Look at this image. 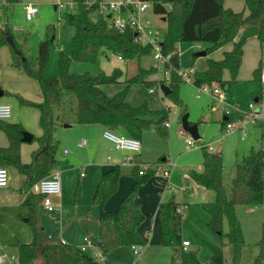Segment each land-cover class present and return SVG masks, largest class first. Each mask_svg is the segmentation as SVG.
I'll use <instances>...</instances> for the list:
<instances>
[{
    "label": "trees",
    "instance_id": "16d2710c",
    "mask_svg": "<svg viewBox=\"0 0 264 264\" xmlns=\"http://www.w3.org/2000/svg\"><path fill=\"white\" fill-rule=\"evenodd\" d=\"M3 1L7 8L19 0ZM73 1L76 3V9L66 13L64 21L73 26L71 40L76 46L69 53L59 52L56 76H46L44 73L51 50L52 26L48 25L46 38L37 43L35 56L24 53L8 25L0 27V45H9L14 65L36 83L42 94V100L38 103L17 96L20 104H30L39 111L42 133L35 138L38 146L31 152L30 162L25 163L20 159V144L23 142L25 132L21 124L0 119V130L8 139L6 147L0 146V166H14L24 176L21 187L24 194L22 203L29 213L27 222L30 224L32 234L30 242L19 240L15 242L18 264H102L89 253V249L82 250L78 245L47 239L37 225L36 211L42 197L33 194L30 188L35 181L47 176L58 164L56 159L58 141L54 139L52 130L55 121H60L64 115L63 90L71 92L75 97L74 120L78 124H101L114 132H121L139 140L145 131L155 129L160 138L166 139L167 125L157 110L149 108L146 101L132 105L126 100L127 88L131 83L140 82L150 88L167 85L169 92L166 95L181 106L183 116L186 109L178 97V85L183 80L178 73L180 42L201 43L208 55L206 68L193 73V83L196 86L203 83L218 85L225 89L227 95L241 65L242 46L245 41L244 39L238 42L241 30L248 25H256L258 27L256 36L260 45L264 47V0H245L247 14H244L243 10L235 11L224 6L223 0H148L154 14L165 16L166 28L161 36L160 45L162 53L169 55L168 61L163 64V69L168 72L167 84L164 79L146 78L155 71L154 67L144 68L138 65L136 72L125 78V87L108 95L102 90L101 85L117 82L122 74L120 68H113L109 74L104 71L96 74L74 73L69 71L70 61L96 63L106 50L120 55L123 59H139L151 53V46L136 40L130 27L124 32L111 27L109 21L98 12V5L102 0ZM229 43L232 47L223 52L222 58L214 59L209 56L214 50ZM224 71L228 72L227 79L222 76ZM260 73V68H255L254 78L258 79ZM259 99L260 96L257 97V100ZM226 116V119H220L222 126L233 118L231 115ZM200 147L202 169L199 171L192 168L188 171V176L195 184L214 192L211 201L198 204L208 215L206 226L209 232L214 234L220 243H204L211 251V256L205 263L199 260L196 250L184 248L181 235L183 213L182 210L178 211L181 203L171 192L158 204L160 243L171 249L173 264H225L222 249V245L225 244L222 240L225 239L226 244L230 246L229 264H238L245 240L235 207L262 203L264 137L261 138L257 149L236 156L234 176L229 187L223 179L222 156L209 150L205 144H200ZM163 161L164 159L160 157L144 168L139 163L134 164L130 171L133 179L131 187L114 209H105L104 205L118 189L122 175L120 166L116 164L99 176L94 188L93 203L99 208L96 218L99 237L95 243L102 252L106 253L120 246L144 243L137 231L138 226L144 221V214L136 200L137 191L141 184L156 173L157 165ZM224 219L228 224L226 232L223 230ZM257 246L258 251L252 264H264V222L260 226Z\"/></svg>",
    "mask_w": 264,
    "mask_h": 264
},
{
    "label": "rangeland",
    "instance_id": "374dc122",
    "mask_svg": "<svg viewBox=\"0 0 264 264\" xmlns=\"http://www.w3.org/2000/svg\"><path fill=\"white\" fill-rule=\"evenodd\" d=\"M72 1L19 0L10 4L7 8L5 7L6 4H0V26L8 25L14 38L21 44L24 53L28 56H35L37 43L46 38L48 25L52 26L51 50L44 72L46 76H56L58 74L59 52L69 53L76 46L71 40L73 26L64 21L65 11L56 8L58 2L68 3ZM102 1L108 2L112 0ZM244 2L245 0H223L225 6H230L237 11L244 7ZM25 3H33L37 6V13L31 20H26L24 17L23 6ZM140 19L148 20L151 27L160 37L162 36L166 25L159 15L149 10L142 13ZM201 46L203 47V45ZM224 49H228V44L214 50L209 56L218 59L222 56ZM198 50L201 49L194 47L193 42H180L178 44L180 68L182 70L190 68L196 71L203 70L206 64V56L208 55L194 57L193 53ZM138 64L144 68L154 67L155 71L148 74L147 79H164L165 84H167V75L155 66V60L151 53L141 56L139 59L132 58L124 61L117 59L116 54L106 50L99 56L96 63L71 60L69 71L74 73L87 72L90 74L104 71L109 74L113 68H121L122 74L117 82L101 85L102 90L106 94L112 95L125 87V78L136 72ZM255 67H259L264 72V47L260 45L256 35L246 38L243 43L241 66L236 80L230 85L229 94L225 101L229 110H237L243 116L250 113L249 103H253L254 108L258 109L259 113L255 121L253 123L248 122L243 127L244 139L240 138V129L238 127L230 134L225 133L224 126L220 123L224 110L217 100L208 93H201L199 97L196 96L197 86L193 83V74L187 79L182 78L183 80L179 82L178 97L186 109L188 121L196 124L199 135L196 140L187 132H183L181 128V106L174 103L169 96L164 94L160 90L159 85L152 87L153 91H150V87L140 82L131 83L127 88L126 100L130 104L138 105L146 101L149 108L157 110L165 122L168 123V137L166 139L160 138L155 129H150L143 133L140 141L142 145L141 151H143L142 157L147 161H155L164 155L169 156L170 163L163 166V168L167 167L171 171L169 182L173 185L177 198L189 202L184 211L186 214L182 218L181 235L182 238H186L191 242L189 248L197 251L200 261L208 260L211 256L210 249L204 243L219 244V239L210 233L206 226L207 213L200 208L199 204L194 203V198L189 197L187 192L181 191V186L188 185L185 176L189 167H202L200 144H206L209 149L218 151L221 154L223 159V178L227 187L230 184L229 178L233 176L235 152L238 155L246 154L250 148L259 147L260 134L264 135V81L254 78L252 70ZM222 76L226 79L228 72L224 71ZM0 89L4 90V94L0 96V102L7 103L10 106V116L6 121L20 123L23 130L34 137L32 140L21 142L20 144V159L28 162L31 158V151L37 147L35 138L41 134L39 114L34 106L20 104L17 96L30 102L38 103L42 100V94L36 83L24 71L14 65L12 52L8 44L0 45ZM62 96L64 115L61 116L60 121L68 122L74 120L75 97L67 90H63ZM258 96H260V99L255 100ZM234 120L237 119L230 121ZM52 135L54 139L58 138L59 140L56 149L57 157L61 158V151L66 148L69 153L62 156V158H67L68 161L75 159H73V163L70 162L72 165L59 166L58 168L63 184V193L62 195L53 196L52 200L60 204V211H46L39 206L36 211L37 225L45 237L49 236L53 240L64 238L73 245H79L84 234H91L94 239H98L99 233L95 218L99 208L93 203V188L96 181L92 178V173H88L89 167L87 165L110 164L111 162L107 161L104 157L105 154L96 148V146L100 147L98 142L96 146L92 147L91 142L93 139L83 133L78 124H73L69 127H62L60 124H56L52 130ZM185 137L192 138L194 145L189 146L186 144ZM82 140H86L88 146L77 148V143ZM93 148L97 150H93ZM135 156L136 154L133 155L131 162L125 164L127 166H122V175L119 179L117 194L125 192L132 181L128 164H134ZM7 168L11 183L15 186V190L9 196V200L19 199L23 195L19 187H22L24 177L14 166H8ZM81 171L86 176L78 178L77 173ZM160 172L162 173V171ZM150 186L152 187V185ZM157 188L158 186L156 190ZM76 189H78V194H76ZM147 189L150 192L149 188ZM158 189L160 190V187ZM146 194L150 193L144 189V195L146 196ZM166 195L167 193L164 198ZM147 202L148 204L145 202L143 208L147 216V223H154L157 221V213L154 205L150 204L152 202L150 197L147 198ZM258 205H262V203ZM241 207L244 206L240 205L238 207L237 215L242 224H244L247 239L245 246L241 249L240 264H252L258 251L257 241L260 238V225L254 223L253 213L244 212L245 210ZM26 212L24 206L6 207V193L0 192V254L17 255L16 240L25 243L31 241L30 224L25 221L29 213ZM86 217H89V219H86ZM246 223L247 225H245ZM141 227L143 228V225ZM137 246L139 248L137 255L130 246H120L104 253L95 245L93 249H89V253L93 256L94 251L101 253L100 262L102 264H134L135 260L141 264H173L171 249L160 243L158 231L153 229L148 240ZM225 256L228 258L227 252Z\"/></svg>",
    "mask_w": 264,
    "mask_h": 264
},
{
    "label": "built area",
    "instance_id": "2783aa9c",
    "mask_svg": "<svg viewBox=\"0 0 264 264\" xmlns=\"http://www.w3.org/2000/svg\"><path fill=\"white\" fill-rule=\"evenodd\" d=\"M0 4H5L3 0H0ZM24 17L26 20H31L34 15L37 13V6L33 3H25L24 6ZM56 8L65 13L73 12L76 8V3L74 1L68 3L58 2ZM170 8V5H168ZM151 10V5L148 0H112L108 2H99L98 12L99 14L106 18L109 21L111 27L117 29L119 32H124L127 27H130L134 31V38L143 44H149L151 46V54L155 60V66L160 68L165 75H168V72L163 69V64L168 61L169 55H164L161 51V37L158 33L151 27L148 20L140 19V15L144 12ZM109 15V16H108ZM193 46L196 48L200 47V43L194 42ZM117 59L122 60L123 58L120 55H117ZM192 70H178V73L183 79L189 78ZM260 79L264 80V72L260 73ZM150 91H153L150 88ZM201 93H208L212 98L216 99L221 108L224 110V115H228L231 110H229L228 104L225 102L227 99V93L223 87L218 85H208L206 83L197 85V94L199 97ZM253 103H249L250 113L246 116L240 117L238 120L227 121L224 124V129L226 133L231 132L236 127L244 133V125L248 122L253 123L256 119L257 114L259 113L257 108H254ZM214 108V106H212ZM10 116V106L7 103L0 102V119H7ZM168 125L167 122H165ZM104 138L109 140L113 144V148L118 151L125 152V155L122 159V163H128L132 161L134 154H137L141 148V142L138 138L131 137L125 134L114 132L110 129H104L102 132ZM186 144L189 146L194 145V140L190 137H186ZM79 147L87 146L86 140H82L77 143ZM63 153H68L67 149L63 150ZM107 159H110V155L107 156ZM146 165H142L144 168ZM0 172L3 175H0V187H4L8 182V169L5 166H0ZM162 173L164 175L168 174V169H163ZM84 175V173H80ZM30 191L33 194L40 195L42 197L41 206L47 211H60V204L54 202L52 197L55 195H60L61 192V181H60V172L53 168L50 173L35 181ZM178 211H181V208H178ZM84 243L80 245L82 250L93 248L96 243L95 241L85 235L83 237ZM64 242L63 240H61ZM182 245L186 248L189 245L188 240H182ZM97 246V245H96ZM133 252L137 255L139 253V248L137 245H130ZM94 257L100 261L101 253H95ZM0 264H18L17 255L15 254H0ZM134 264H141L137 260L134 261Z\"/></svg>",
    "mask_w": 264,
    "mask_h": 264
},
{
    "label": "crops",
    "instance_id": "0c3cea01",
    "mask_svg": "<svg viewBox=\"0 0 264 264\" xmlns=\"http://www.w3.org/2000/svg\"><path fill=\"white\" fill-rule=\"evenodd\" d=\"M225 6V5H224ZM227 7V6H226ZM230 7V6H229ZM230 8H232V7H230ZM233 9V8H232ZM244 9H246L245 7H243L241 10H243V12H244V14H247V9L246 10H244ZM234 10V9H233ZM240 10V11H241ZM235 11H237V10H235ZM157 15H159V17H160V19L161 20H163L164 21V23H165V25H166V21H165V16L164 15H161V14H157ZM0 27H2V26H0ZM243 30V29H242ZM241 30V31H242ZM194 43V42H193ZM202 44L200 43V47H199V49H201V50H203V47L201 46ZM202 47V48H201ZM231 47H232V44L231 43H229L228 44V49H224L223 50V52L224 51H227V50H230L231 49ZM242 48H243V46H242ZM198 51H200V50H198ZM197 52V51H196ZM195 52V53H196ZM223 52H222V56H223ZM195 53H193V56L194 57H198L197 55H195ZM204 56H206V55H204ZM222 56L220 57V58H222ZM242 57H243V55H242ZM206 58H207V56H206ZM220 58H218V59H220ZM122 60H124V61H126V60H128V59H122ZM242 61V60H241ZM138 65H140V64H138ZM206 64H205V67L203 68V70L206 68ZM241 66V65H240ZM193 67V66H192ZM137 68V67H136ZM255 68H257V67H255ZM255 68H253V70H252V74H253V71H254V69ZM121 69V68H120ZM191 70H192V72H191V74H190V76H192V74L194 73V71H196V70H194L193 68H190ZM240 69V68H239ZM189 70V69H188ZM187 71V70H186ZM202 71V70H201ZM260 71L262 72L263 70L262 69H260ZM189 76V77H190ZM228 78V77H227ZM226 78V79H227ZM260 81H264V80H262V79H260V75H259V78H258ZM0 91H1V94H0V96H2L3 94H4V90H2V89H0ZM42 99V98H41ZM3 100V99H2ZM255 100H257V97L255 98ZM38 111V110H37ZM38 114H39V111H38ZM230 115L233 117L232 119H239L241 116H243L239 111H237V110H232L231 111V113H230ZM56 124H60L62 127H69L70 125H73V124H78V123H76L75 122V120H71V121H68V122H61V121H59V120H56L55 121V123H54V126L56 125ZM79 126H80V128H81V130L83 131V133H85V134H87V135H89L90 136V138L91 139H93V141L91 142V145H92V147H94V145L96 146V144H97V142L99 143L98 144V146H100V147H97L96 146V148H98V150H101L104 154H105V158H106V160L107 161H110L111 163L110 164H108V163H103V164H100V165H97V164H90V165H87L88 167H89V171H88V173L89 172H91L92 173V178L94 179V181H96L95 182V185H96V183H97V180H98V178H99V176L102 174V173H104L106 170H108V169H110V168H112L114 165H119L120 166V169H121V171H122V166H127V165H125V164H123L122 163V159H123V157H124V155H125V152H123V151H118V150H115L114 148H113V144L109 141V140H107L106 138H104L103 137V135H102V132H103V130L104 129H107V128H105L103 125H101V124H96V123H92V124H78ZM41 128V127H40ZM181 128H182V126H181ZM182 130H183V132L185 131L183 128H182ZM234 130H232L231 132H233ZM240 131V130H239ZM186 132V131H185ZM231 132H229V133H226V134H230ZM41 133H42V129H41ZM119 133V132H118ZM121 133V132H120ZM244 134L245 133H242L241 131H240V138L241 139H244ZM41 135V134H40ZM39 135V136H40ZM143 135V134H142ZM33 137V136H32ZM262 137H264V135L261 133L260 134V142H261V138ZM142 138V137H141ZM141 138H140V141H141ZM186 138V137H185ZM184 138V139H185ZM198 138H199V135H198ZM197 138V139H198ZM32 140V139H31ZM55 140H57L58 142H59V140H58V138L57 139H55ZM194 140H196V139H194ZM23 142H25V141H23ZM88 143V142H87ZM7 144H8V139H7V137H6V135L4 134V132L2 131V130H0V146L1 147H6L7 146ZM206 145V144H205ZM260 145V144H259ZM37 146H38V144H37ZM77 146V148H81V147H79L78 145H76ZM87 146H88V144H87ZM207 146V145H206ZM208 147V146H207ZM37 148V147H36ZM96 148H93V150H97ZM64 149H66V148H63L62 149V151H61V158H58L57 157V155H56V159L58 160V164L54 167V168H56L57 170H58V168H59V166H69L70 164L72 165V163L74 162V160L73 159H75V158H73L72 160H69L68 161V159L67 158H62V156H64V155H66V154H68V153H63V150ZM141 149H142V145H141V148H140V151L136 154V156H135V160H134V164H136V163H139L140 165H146V164H149V163H152V162H154V161H147V160H145V159H143V157H142V152L143 151H141ZM209 149V148H208ZM252 149H254V148H250L248 151H247V153L250 151V150H252ZM255 149H257V148H255ZM209 150H211V151H213L212 149H209ZM33 151V150H32ZM31 151V152H32ZM92 152V151H91ZM213 152H216V153H219L218 151H213ZM246 153V154H247ZM220 154V153H219ZM108 155H110V159H107V156ZM221 155V154H220ZM242 155H245V154H241V155H238L237 154V152H235V156H234V161H235V158H236V156H242ZM30 156H31V153H30ZM162 158L164 159V161L163 162H161L159 165H158V168H157V171H156V173L154 174V175H152L150 178H148V180L145 182V183H143V184H141L140 186H139V188H138V191H137V196H136V200L139 202V204H140V209H141V211L143 212V214H144V221L138 226V228H137V231H138V234L140 235V237H141V239L143 240V242L145 243L147 240H148V238H149V235H150V233H151V231H153V229L155 230V231H158V235H160V228H159V218H158V211H159V209H158V204H159V202L161 201V200H163L164 199V196H165V194L166 193H168V191H170L171 193H173L174 194V196H175V199L177 200V201H179L180 203H181V205H180V207L179 208H181V210H182V213H183V216L182 217H184V215L186 214V213H184V211H185V209L187 208V204L189 203V202H187L186 200H183V199H179V198H177V196H176V194H175V192H174V190H173V185L171 184V182H169L170 181V173H171V171H170V169H168L167 167H165V168H163V166H165L166 164H169L170 163V158H169V156H162ZM223 160V159H222ZM31 161V158H30V160L28 161V162H30ZM156 161V160H155ZM22 162H24V161H22ZM28 162H25V163H28ZM70 162H72V163H70ZM134 164H128L129 166H130V170L129 171H131V169H132V167H133V165ZM201 164H202V162H201ZM83 167V166H82ZM195 168V167H194ZM8 169V168H7ZM163 169H168V174L167 175H164L163 173H161L160 171H162ZM190 169H192V168H188L187 169V171H186V176H185V178H186V182H187V184L188 185H186V186H181V191L182 192H187V194H188V196L189 197H192V198H194V203H200V202H203V201H211L213 198H214V192L212 191V190H210V189H206V188H203V187H201V186H199V185H197V184H195L194 182H192L191 181V179L189 178V176H188V171L190 170ZM196 170H201L202 169V167L201 168H195ZM233 176H234V163H233ZM80 173H83V171H81V172H78L77 173V175H78V178H82V177H85L86 176V174L84 173V175H80ZM264 173V172H263ZM23 176V175H22ZM233 176H231L232 178H233ZM24 177V176H23ZM229 178V182L231 181V179L232 178ZM131 179H132V177H131ZM224 179V178H223ZM60 181H61V177H60ZM132 181H133V179H132ZM132 181H131V183H130V185L128 186V188H127V190L125 191V192H123L122 194H117V192H115V194L114 195H112L107 201H106V203H105V205H104V208L105 209H114L117 205H118V203H119V201L121 200V198L122 197H124L125 195H126V193H128V191H129V189H130V187H131V184H132ZM228 182V183H229ZM224 183L226 184V182H225V180H224ZM95 185H94V188H95ZM150 185H152V187L150 186ZM263 185H264V179H263ZM155 186V187H154ZM158 186V188L160 187V190L157 188V190H156V187ZM154 187V188H153ZM94 188H93V193H94ZM147 188H149V190H150V192L148 191V189ZM144 189L148 192V193H150V194H146V196L144 195ZM14 190H15V186L11 183V177H10V175H8V182H7V185L6 186H4V187H0V192H4V193H6V207H16V206H24V208H25V212L27 211L28 212V210H27V208H26V206L22 203L23 202V199H24V194L23 195H21V197L19 198V199H15V200H9V196L11 195V194H13V192H14ZM19 190L21 191V187H19ZM188 191H190V192H188ZM264 191V190H263ZM62 193H63V184H62V182H61V192H60V194L62 195ZM148 197H150V199L152 200V202L150 203V204H152V205H154V207H155V212L157 213V221H155L154 223H152V222H149V223H147V216H146V214H145V210L143 209L144 208V205H145V202L148 204V202H147V198ZM263 202H262V205H242V206H244V207H241V208H243V210H245L244 212H247V213H253V215H254V223L256 224V225H260L261 226V224H262V222H264V194H263V200H262ZM39 206H41V205H39ZM38 206V207H39ZM240 205H237L236 207H235V213H236V216H237V218H238V220H239V223H240V227H241V231H242V235H243V237H244V240H245V244H246V239H247V235H246V233H245V228H244V224H242V222H241V220H240V218H239V216L237 215V213H238V207H239ZM42 207V206H41ZM43 208V207H42ZM47 211V210H46ZM26 212V213H27ZM98 214H99V209H98V213H97V217H98ZM96 217V218H97ZM96 218H95V222H96ZM86 219H89V217H86ZM206 220H208V215H207V219ZM25 221H27V219H25ZM207 222V221H206ZM253 223V222H252ZM251 223V224H252ZM96 224H97V222H96ZM143 225V228L141 227ZM245 225H247V223L245 224ZM246 228H247V226H245ZM97 228H98V224H97ZM227 229H228V224H227V221H226V219H224L223 220V230H224V232H226L227 231ZM44 230V229H43ZM98 233H99V229H98ZM85 235H88V234H84L83 236H82V239H81V242H80V244L78 245V246H80V245H82L83 243H84V240H83V237L85 236ZM89 237H91L94 241H97V239H94V237L91 235V234H89L88 235ZM47 239H49V240H53V238H51V237H46ZM57 240H63L64 242H66V243H68L64 238H58ZM160 240V239H159ZM182 240H188V239H186V238H182ZM189 241V240H188ZM223 241V243H225V244H223L222 245V249H223V254H224V257H225V264H229V257H230V246L228 245V244H226V241H225V239H223L222 240ZM219 243H220V240H219ZM245 244H244V246H245ZM191 245V242L189 241V245L186 247V248H189V246ZM243 246V247H244ZM242 247V248H243ZM89 249H93L92 247L91 248H89ZM94 251V250H93ZM95 253H98V252H96V251H94ZM226 252L228 253V258H226ZM241 252H242V250H241ZM101 257H102V255H101ZM240 258H241V255H240ZM100 260V259H99ZM209 260V259H208ZM208 260H205V261H201L202 263H205V262H207ZM238 264H240V259H239V262H238Z\"/></svg>",
    "mask_w": 264,
    "mask_h": 264
},
{
    "label": "water",
    "instance_id": "95a60500",
    "mask_svg": "<svg viewBox=\"0 0 264 264\" xmlns=\"http://www.w3.org/2000/svg\"><path fill=\"white\" fill-rule=\"evenodd\" d=\"M109 16V15H108ZM257 32H258V27L256 25H248L246 26L239 38H238V42H241L242 40L248 38V37H251V36H254V35H257ZM52 40V37L51 39ZM195 55L197 56H204L206 55V52L205 50H200V51H197L195 53ZM160 90L164 93V94H167L169 92V88L167 85H160L159 86ZM0 94H1V91H0ZM227 116L226 115H223L222 119H226ZM181 126L182 128L193 138V139H197L198 138V133H197V128H196V124H192L188 121L187 119V114H184L181 118ZM23 141H30L32 139V135L29 134L28 132H24V135H23Z\"/></svg>",
    "mask_w": 264,
    "mask_h": 264
},
{
    "label": "clouds",
    "instance_id": "9594fccd",
    "mask_svg": "<svg viewBox=\"0 0 264 264\" xmlns=\"http://www.w3.org/2000/svg\"><path fill=\"white\" fill-rule=\"evenodd\" d=\"M0 175H3V173H2V172H0Z\"/></svg>",
    "mask_w": 264,
    "mask_h": 264
}]
</instances>
